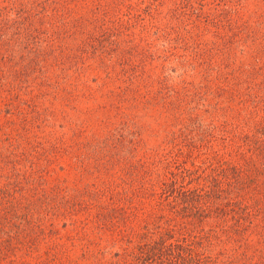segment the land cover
Here are the masks:
<instances>
[{
  "label": "rangeland",
  "instance_id": "rangeland-1",
  "mask_svg": "<svg viewBox=\"0 0 264 264\" xmlns=\"http://www.w3.org/2000/svg\"><path fill=\"white\" fill-rule=\"evenodd\" d=\"M74 1L76 16L108 26L118 51L150 45L149 83L136 90L125 76L107 79L95 68L78 79L70 102L63 72L49 63L48 77L62 85L54 94L45 83L43 98L32 84L23 113H8L0 90V149L8 144L10 162L0 158V202L17 208L0 264H131L147 247L151 258L164 249L172 257L194 251L201 263L209 254L216 264H264V168L254 181L243 175L228 186L225 177L231 162L252 153L238 119L264 110L259 103L249 114L250 103L239 101L247 85L264 93V54L256 53L264 0ZM165 86L179 91L184 113L162 107ZM31 101L33 110L55 113H27ZM218 192L250 207L219 215L213 207L225 198L211 200Z\"/></svg>",
  "mask_w": 264,
  "mask_h": 264
},
{
  "label": "trees",
  "instance_id": "trees-1",
  "mask_svg": "<svg viewBox=\"0 0 264 264\" xmlns=\"http://www.w3.org/2000/svg\"><path fill=\"white\" fill-rule=\"evenodd\" d=\"M57 1L59 4H57ZM71 1L73 0H0V90L8 94V101L2 103L5 104L8 113H13V111L23 113L21 107H24L23 104L28 101L24 96L26 92H23L24 90L27 91L32 84L38 86V90L41 92L39 95L43 98L47 97L46 92L48 91L44 87L45 83L47 84L46 87L53 86V92L56 94L62 83L57 80L55 86L52 77H48L45 65L49 63L63 72L65 82L61 88L68 94L66 99L69 98L70 102L77 97L76 94L73 96L72 91L77 90L80 78L87 71L95 68L102 71L107 79L121 80L125 76L128 80L130 79V82L138 84L136 90L140 86H148L150 75L147 74L144 66L148 56L154 58L150 45L135 41L134 43L124 44V47L118 46V51L116 48L117 39L112 38V33L109 29H106L108 26L100 21L99 17H92L91 14L76 16L72 10L74 7H70L71 3L69 4V2ZM54 2L56 7H50ZM74 3L75 7L79 8V5L76 4L77 0ZM34 20H39V24H34ZM91 28L95 30L92 31ZM262 32L256 40L261 44L259 50L256 51L259 56L264 54V31ZM111 58L114 60H111ZM89 59H92L90 64L88 63ZM181 62H185V59H182ZM88 65L90 67H87ZM76 80L78 81L75 82ZM164 88L165 91H160L162 107L169 113H184L183 106L185 102L181 99L179 91L172 90L169 86ZM246 88L247 91L244 95L247 99L239 97V101L243 104L249 102L250 105H246V112L253 114L258 111L256 109L259 108V103H263L264 108V93L262 95L253 93L251 85H247ZM89 95L90 98L96 99L93 94L89 93ZM0 98L5 100L4 96ZM122 101H115L114 105L115 110L120 113L123 109ZM30 103L31 106L27 105L30 109L27 113H40L43 111L55 113L46 107L38 108L40 112L33 110L32 101ZM112 103H114V100H111L109 104ZM97 104L103 106L102 101H97ZM61 112L67 113L64 109ZM193 112L192 109L190 113ZM237 113H244V111L238 110ZM255 117L257 118L251 119V116H240L238 119V133L250 147L252 146V153L248 157L244 156L246 161H243V163L237 161L230 163L229 169L233 170V176L230 179L228 175H225L228 186H231L232 181L240 183L239 181L242 180L243 175H246V179L254 181L261 173L258 165L261 164V169L264 168V110L261 116ZM241 123L247 125V128L243 127ZM78 132V130L74 131V133ZM6 147H8V144H4L0 149V158L8 160L7 164H9ZM14 164L12 162L13 166ZM206 193H211L210 188ZM221 193L218 192L216 194L219 195L211 197V200L225 198V201L216 203L213 207V210H217L219 215L227 216L228 212H232L230 216H233L239 209L247 212L246 210L250 207V204L243 202L240 198L231 200L227 197L228 192ZM203 196L204 192L200 199ZM199 202L203 203L202 200ZM11 205L12 203L8 200L3 203L0 202L1 213H5L2 215L3 217H0V241L3 243L7 239H13L11 231L7 229L12 225L9 223L12 220L9 214L17 208L13 207V209ZM1 232L4 235H1ZM18 245L11 250L13 252L19 250ZM150 248L147 247L141 251L138 259L132 260L131 264H216L217 262L209 254L207 255V263H201L199 257L195 258L194 251L183 253V255L176 254L172 257L173 254H167L164 249H161L156 256L151 258V254L148 253ZM261 253L262 262H264V250ZM202 261H204V257Z\"/></svg>",
  "mask_w": 264,
  "mask_h": 264
}]
</instances>
